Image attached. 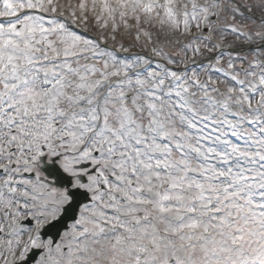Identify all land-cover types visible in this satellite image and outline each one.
Returning a JSON list of instances; mask_svg holds the SVG:
<instances>
[{
	"label": "snow or ice",
	"instance_id": "6c2138e0",
	"mask_svg": "<svg viewBox=\"0 0 264 264\" xmlns=\"http://www.w3.org/2000/svg\"><path fill=\"white\" fill-rule=\"evenodd\" d=\"M0 264H264V0H0Z\"/></svg>",
	"mask_w": 264,
	"mask_h": 264
}]
</instances>
